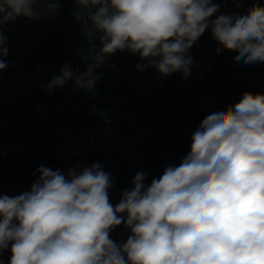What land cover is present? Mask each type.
I'll list each match as a JSON object with an SVG mask.
<instances>
[{"label": "clouds", "instance_id": "9594fccd", "mask_svg": "<svg viewBox=\"0 0 264 264\" xmlns=\"http://www.w3.org/2000/svg\"><path fill=\"white\" fill-rule=\"evenodd\" d=\"M78 3L100 48L84 73L65 64L45 86L49 92L68 81L93 87L94 68L117 51L139 54L147 61L135 65L140 71L188 79L195 66L190 49L209 29L217 54L264 63L260 3L230 15H217L213 0ZM58 9L59 0H0V25ZM7 43L0 29V71L9 67ZM36 173L29 191L0 195V253L10 251L8 264H264V93L245 91L234 105L208 114L178 166L168 165L147 186L146 174L136 173L115 206L113 179L99 163L66 174L41 165ZM121 224L130 233L122 243L110 236Z\"/></svg>", "mask_w": 264, "mask_h": 264}, {"label": "crops", "instance_id": "0c3cea01", "mask_svg": "<svg viewBox=\"0 0 264 264\" xmlns=\"http://www.w3.org/2000/svg\"><path fill=\"white\" fill-rule=\"evenodd\" d=\"M213 3L220 5L217 15H230L244 14L264 0H242L240 8L232 0ZM86 19L78 0H59L56 15L19 17L0 25L9 65L0 71L2 194L29 191L41 165L66 174L99 163L113 179L109 198L115 206L136 173L146 174L147 186L168 165L178 166L190 150L192 133L208 114L234 105L245 91L264 93V63L246 65L234 60L235 52L217 54L219 45L210 29L190 49L195 66L188 79L179 72L161 77L151 67L140 71L135 65L147 61L139 54L117 51L109 55L118 61L117 72L103 63L95 67L93 87L78 89L68 81L47 91L45 86L65 64L84 73L93 63L100 42L98 36H88L91 24L85 25ZM36 108L47 112L46 121L31 117ZM4 148L9 153L1 157ZM129 234L121 224L110 236L126 240ZM0 255L8 262L11 253Z\"/></svg>", "mask_w": 264, "mask_h": 264}, {"label": "built area", "instance_id": "2783aa9c", "mask_svg": "<svg viewBox=\"0 0 264 264\" xmlns=\"http://www.w3.org/2000/svg\"><path fill=\"white\" fill-rule=\"evenodd\" d=\"M104 64V67L107 68V69H110L112 70L113 72H117L118 70V67H119V64H118V61L116 60H113L112 57L110 56H107L103 62ZM31 117L32 118H38L42 121H46L48 119V114L47 112H45L42 108H36L34 110V112L31 114ZM9 153L8 151V148H4L2 151H1V157H5L7 156ZM77 171H79L78 168H73ZM0 195H2L1 191H0ZM114 241H117V242H125L126 240H114Z\"/></svg>", "mask_w": 264, "mask_h": 264}, {"label": "trees", "instance_id": "16d2710c", "mask_svg": "<svg viewBox=\"0 0 264 264\" xmlns=\"http://www.w3.org/2000/svg\"><path fill=\"white\" fill-rule=\"evenodd\" d=\"M0 259H2L3 260V258L1 257V255H0ZM4 261V260H3ZM4 263L5 264H8V262L7 261H4Z\"/></svg>", "mask_w": 264, "mask_h": 264}, {"label": "water", "instance_id": "95a60500", "mask_svg": "<svg viewBox=\"0 0 264 264\" xmlns=\"http://www.w3.org/2000/svg\"><path fill=\"white\" fill-rule=\"evenodd\" d=\"M0 264H4V263L0 262Z\"/></svg>", "mask_w": 264, "mask_h": 264}]
</instances>
